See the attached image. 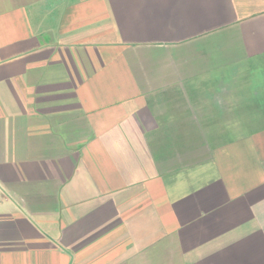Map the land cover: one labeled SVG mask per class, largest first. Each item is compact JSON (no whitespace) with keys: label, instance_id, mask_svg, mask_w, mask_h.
<instances>
[{"label":"crops","instance_id":"0c3cea01","mask_svg":"<svg viewBox=\"0 0 264 264\" xmlns=\"http://www.w3.org/2000/svg\"><path fill=\"white\" fill-rule=\"evenodd\" d=\"M0 264H264V0H0Z\"/></svg>","mask_w":264,"mask_h":264}]
</instances>
